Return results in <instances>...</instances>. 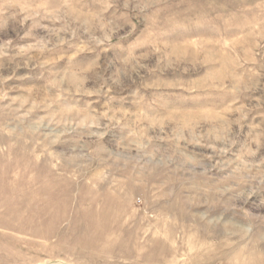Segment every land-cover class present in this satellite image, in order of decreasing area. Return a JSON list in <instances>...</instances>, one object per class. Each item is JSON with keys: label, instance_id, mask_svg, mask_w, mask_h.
I'll use <instances>...</instances> for the list:
<instances>
[{"label": "rangeland", "instance_id": "1", "mask_svg": "<svg viewBox=\"0 0 264 264\" xmlns=\"http://www.w3.org/2000/svg\"><path fill=\"white\" fill-rule=\"evenodd\" d=\"M0 264H264V0H0Z\"/></svg>", "mask_w": 264, "mask_h": 264}]
</instances>
